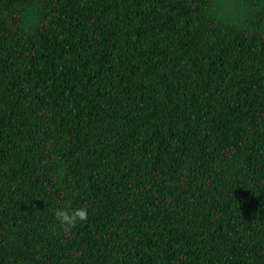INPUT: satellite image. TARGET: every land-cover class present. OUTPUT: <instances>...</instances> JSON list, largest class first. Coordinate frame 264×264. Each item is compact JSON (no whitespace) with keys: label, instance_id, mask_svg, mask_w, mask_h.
Returning <instances> with one entry per match:
<instances>
[{"label":"trees","instance_id":"trees-1","mask_svg":"<svg viewBox=\"0 0 264 264\" xmlns=\"http://www.w3.org/2000/svg\"><path fill=\"white\" fill-rule=\"evenodd\" d=\"M0 264H264V0H0Z\"/></svg>","mask_w":264,"mask_h":264},{"label":"clouds","instance_id":"clouds-1","mask_svg":"<svg viewBox=\"0 0 264 264\" xmlns=\"http://www.w3.org/2000/svg\"><path fill=\"white\" fill-rule=\"evenodd\" d=\"M54 217L65 233H69L79 222L87 221L88 208L87 206H81L71 209L70 205L68 207H61L54 211Z\"/></svg>","mask_w":264,"mask_h":264}]
</instances>
